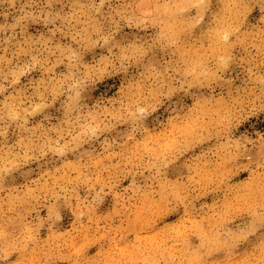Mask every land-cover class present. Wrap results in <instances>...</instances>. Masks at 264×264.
I'll use <instances>...</instances> for the list:
<instances>
[{"label":"rangeland","instance_id":"1","mask_svg":"<svg viewBox=\"0 0 264 264\" xmlns=\"http://www.w3.org/2000/svg\"><path fill=\"white\" fill-rule=\"evenodd\" d=\"M0 264H264V0H0Z\"/></svg>","mask_w":264,"mask_h":264}]
</instances>
